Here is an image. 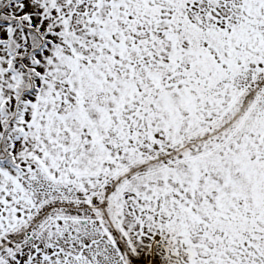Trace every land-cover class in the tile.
Returning a JSON list of instances; mask_svg holds the SVG:
<instances>
[{"label": "snow or ice", "instance_id": "snow-or-ice-1", "mask_svg": "<svg viewBox=\"0 0 264 264\" xmlns=\"http://www.w3.org/2000/svg\"><path fill=\"white\" fill-rule=\"evenodd\" d=\"M0 264H264V0H0Z\"/></svg>", "mask_w": 264, "mask_h": 264}]
</instances>
